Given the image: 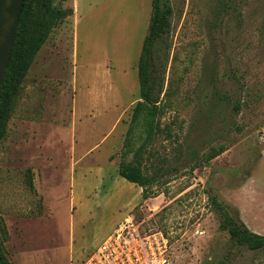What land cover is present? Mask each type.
Masks as SVG:
<instances>
[{
    "label": "rangeland",
    "instance_id": "1",
    "mask_svg": "<svg viewBox=\"0 0 264 264\" xmlns=\"http://www.w3.org/2000/svg\"><path fill=\"white\" fill-rule=\"evenodd\" d=\"M168 1L153 68L163 112L141 160L147 199L117 171L151 0H75L37 52L0 139L10 264H83L127 216L168 238L172 264H264V248L219 229L224 207L264 235V0Z\"/></svg>",
    "mask_w": 264,
    "mask_h": 264
},
{
    "label": "trees",
    "instance_id": "2",
    "mask_svg": "<svg viewBox=\"0 0 264 264\" xmlns=\"http://www.w3.org/2000/svg\"><path fill=\"white\" fill-rule=\"evenodd\" d=\"M222 6L229 7L231 0H222ZM72 15L71 9L54 7L53 0H24L13 47L0 90V139L10 116L11 105L20 89L24 77L37 52L47 40L50 32L59 22ZM171 8L168 0H151V16L148 33L144 38L138 62L139 101L132 109L129 127L126 131L118 159V175L142 189L143 199L149 197L148 185L152 177L145 174L142 153L159 132L158 118L162 114L160 97L163 78L153 74L156 62V42L168 36ZM238 109V105L235 106ZM224 152L220 148L208 158L214 159ZM222 222L219 229L229 234L231 241L250 251L264 248V236L251 232L238 214L232 216L220 207ZM0 264H10L0 244Z\"/></svg>",
    "mask_w": 264,
    "mask_h": 264
},
{
    "label": "built area",
    "instance_id": "3",
    "mask_svg": "<svg viewBox=\"0 0 264 264\" xmlns=\"http://www.w3.org/2000/svg\"><path fill=\"white\" fill-rule=\"evenodd\" d=\"M83 264H172V248L162 232L144 231L127 216Z\"/></svg>",
    "mask_w": 264,
    "mask_h": 264
},
{
    "label": "water",
    "instance_id": "4",
    "mask_svg": "<svg viewBox=\"0 0 264 264\" xmlns=\"http://www.w3.org/2000/svg\"><path fill=\"white\" fill-rule=\"evenodd\" d=\"M24 0H0V90Z\"/></svg>",
    "mask_w": 264,
    "mask_h": 264
},
{
    "label": "crops",
    "instance_id": "5",
    "mask_svg": "<svg viewBox=\"0 0 264 264\" xmlns=\"http://www.w3.org/2000/svg\"><path fill=\"white\" fill-rule=\"evenodd\" d=\"M69 2H70V7H71V10H72V15H71V19L72 18H74V16H75V13H76V3H75V0H69ZM145 38V37H144ZM144 41V40H143ZM141 50H142V48H141ZM138 101H139V99H138ZM99 103H101L102 104V102L99 100ZM97 105H100V104H97ZM114 105V104H113ZM103 110L102 109H100V110H98L97 112H99V114H98V116L100 115V113H103L102 112ZM92 112V111H91ZM91 112H88V113H91ZM88 113H86V114H84V116H86V115H88ZM73 116H74V119H77L76 118V116H77V114H76V106L74 105V112H73ZM80 131H81V126H79V129H78V135H83V133H81L80 134ZM84 137H85V135H83ZM119 176V175H118ZM120 177V176H119ZM123 179V178H122ZM132 184V183H131ZM134 185V184H133ZM139 189H141L140 187H138ZM244 224H245V226L251 231V232H253V233H255V234H258V235H261L262 236V231L261 230H252V229H250V227H249V225H248V223L244 220ZM264 236V235H263Z\"/></svg>",
    "mask_w": 264,
    "mask_h": 264
}]
</instances>
